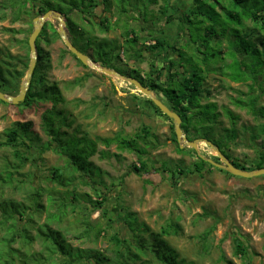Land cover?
Segmentation results:
<instances>
[{
    "label": "trees",
    "instance_id": "1",
    "mask_svg": "<svg viewBox=\"0 0 264 264\" xmlns=\"http://www.w3.org/2000/svg\"><path fill=\"white\" fill-rule=\"evenodd\" d=\"M21 1L17 0L21 5L19 14L24 8ZM29 1L24 0L27 4ZM61 1L35 0L33 5L29 6V12L27 10L26 12L37 16L50 9L58 11L65 18L71 42L80 51L89 54L95 62L103 61V65L109 69H115L140 80L159 98L162 95L160 99L181 115L183 119L181 127L190 141L196 138H213L212 141L221 148L222 153L239 168L254 170L263 167L264 105L260 104L259 99L264 96V91L256 92V85L259 82L264 83V0H192L191 4L185 8L181 6L182 3L179 5L173 3L172 0H162L164 3L161 4L158 15L150 8V4L158 0H139L136 6L132 0L129 2L131 6L122 5V2L126 0H119L115 3L111 0H102L104 12L111 13L114 7L117 8L115 14L118 15L115 22L123 29L120 37L124 38L123 42L126 46L125 52L122 53L124 58L119 54L116 56L119 67L107 61L109 55L106 51L103 50L101 54L93 52L92 44L95 40L104 44L115 42V46L116 43L117 45L122 43L119 37L114 38L108 35L111 30H116L112 15H105L98 24L92 18L101 2L99 0ZM142 3L143 6L140 5ZM135 13H139L144 22H147V16H149L150 20L165 23L170 28L156 27L158 32H150L142 36L141 31L145 29H142L140 22L137 25L138 20ZM133 22L137 28H134ZM31 27L33 28V25ZM170 29L173 31L171 32ZM98 31L106 34L102 35ZM136 31H138L137 34ZM29 38L30 36L22 40L28 50L26 68L30 64L31 57ZM60 38L58 29L47 20L36 40L38 62L34 69L30 89L26 98L18 104V106L31 107L38 101L51 103V106L43 112L42 121L43 130L48 138L44 139L39 132L33 129L31 120H16L7 127L3 133L4 140L0 144L11 148L13 160L12 163L8 162L7 170L0 172V186L2 181L7 184V187L22 189L23 184L16 181L19 166L27 164L31 159L36 161L38 158L42 161L43 153L49 149L64 155L67 163L52 168V175L49 177L54 187L50 189V187L34 185L31 188L28 194L29 204L12 196L0 199V231L3 230L4 233L0 240L7 241L11 245L18 241V238L22 241L24 238V242L30 244L34 236L29 233V228L35 227L48 249L47 255L42 254L38 258L43 259L44 262L57 260L61 256L56 264H144L150 261L146 259L149 257L158 264H198L193 260L183 258L179 249L168 239L169 236L180 234L182 226L179 223L168 222L161 230L156 231L140 221L133 222L131 218L132 224L129 216L135 217L136 213L127 211L123 220L129 226L132 236L119 235L115 228L116 221L111 217L107 207L110 202L107 194L93 185L101 184L105 189L108 188L102 178L104 170L91 158L96 154L104 159L110 155L120 156L118 152L110 150L116 144L117 150H129L136 155L139 164L132 166L128 171L131 173L143 175L151 169L158 172L166 170L173 172L177 178L183 173L201 172L208 165L233 174L215 167L197 152H193L197 157V161L193 163L194 168L186 167L183 162L172 170L168 162H163L160 167L155 163L152 165L147 155L152 145L156 148L160 146L158 134L148 125H142L134 137L124 135L122 130H117L112 136L98 135L95 138L78 127H75L72 133L62 130L63 124L71 126L74 120L69 121L66 112L63 109H57L60 103H66V99L58 83L48 78L47 71L51 67V60L48 51L41 45L43 41L51 43ZM148 40H155V42L145 44ZM140 41L143 42L139 43ZM81 46L89 48V53L84 52ZM66 51L77 58L80 64L86 66L67 47ZM171 52H176L177 57L171 58ZM6 53L0 47V90L15 95L20 92L21 80L25 72L20 71L18 64L14 63L17 57ZM211 59L216 60L217 65L211 64ZM146 60L152 65H155L156 61H161L162 65H159L155 74L148 73L147 76H143L140 70L130 65L131 63H143ZM224 63L226 67L240 72V78L235 79L231 77L232 74L226 77V73L222 72ZM249 70L252 72L246 76ZM211 74L220 76L223 82H241L248 86L247 91H240V95L233 98V103L260 119L258 125L248 129L251 130L252 139L255 141L261 139L263 146L257 152L258 157L251 163H243L229 153L231 143L239 137V131L235 126L238 117L229 107L223 106L221 110L217 102L210 100L212 92L209 78ZM75 80L80 82L78 78ZM133 97L139 99L137 95ZM139 97L160 115H166L146 95ZM215 111L217 112L216 122L212 125L207 126L208 123L205 124L203 119L197 118L206 117L205 115L209 112L215 113ZM223 113L231 119L229 126L221 124ZM173 124V122L170 123L172 140L178 142ZM201 131L210 132L212 137L206 133L201 134ZM75 135L82 139L86 138V140L80 141L72 150L73 147L70 146L69 140ZM100 144H104L108 149H100ZM179 149L186 151L180 144ZM31 154H36L37 158L35 156L30 158ZM212 159L220 161L218 156ZM145 181L149 182L148 179ZM83 185L92 186L93 194L88 191L80 192V186ZM46 195L48 202H44ZM97 210H100L101 218L107 222L111 221L109 228L113 229L112 234L107 232L109 246L103 250L96 247L80 248L77 246L79 247L77 248L67 237L69 234L67 225L58 228L53 225V223L61 225L70 219L69 216L80 214L79 223H86L93 227L95 224L91 223L90 217ZM42 213H46V219L42 222L37 220L38 224L35 215ZM98 224L97 234L99 235L107 227H104L102 222ZM213 229L203 232L204 236L207 237ZM91 230L85 229L84 231L89 235ZM233 242L236 257L245 258L249 255V248L240 237L233 236ZM4 254L5 252L0 253V264H16V259L12 257V254V261H5ZM21 263H25V260L21 259Z\"/></svg>",
    "mask_w": 264,
    "mask_h": 264
},
{
    "label": "rangeland",
    "instance_id": "2",
    "mask_svg": "<svg viewBox=\"0 0 264 264\" xmlns=\"http://www.w3.org/2000/svg\"><path fill=\"white\" fill-rule=\"evenodd\" d=\"M34 1L30 0L27 4L22 0L21 4L24 8L23 12L19 14L21 5L17 0H0V47L4 53L8 52L17 57L14 63L18 64L20 71L24 70L25 76L28 69L26 68L28 50L22 40L28 38L34 29L32 18L35 15L27 13L29 6L33 5ZM117 1L119 2V0L112 2ZM130 1L126 0L122 2V5L131 6ZM132 1L135 6L139 4V0ZM184 1L189 4L192 2V0H181L175 3L180 5ZM163 3L162 0H159L156 4H151L150 8L158 15L159 7ZM140 5L143 6V3ZM115 13H117V8H114L112 17L117 16ZM58 14L60 13L58 12ZM135 16L138 20L136 21L137 25L139 22L145 27L150 25L147 27L148 29L151 28V23H155V20H150L149 16H147V22L142 20L139 13H135ZM61 17L63 16L61 15ZM49 21L57 29L59 28V20L53 18ZM137 25L134 24V28H137ZM164 26L165 23L162 27ZM121 30H117L116 34L112 31L109 35H119ZM137 33L138 31H136ZM144 35H146L145 32L142 33V36ZM62 40L60 38L51 43L41 42L43 48L48 51L51 60V67L47 71L48 78L52 82L58 83L62 89V95L66 99V103H60L57 109H63L69 121L74 120L71 122V126L63 124L62 130L72 133L75 127H78L88 134L99 133L109 136H112L117 130H122L124 135L134 137L142 125H148L158 134L160 146L156 148L155 145H152L150 153L147 155V158L151 159L152 165L155 163L160 167L163 162H168L172 170L183 162L186 167L194 168L193 163L197 161V157L193 152L197 150L191 146L183 147L186 151L179 149V144L183 141L172 140L170 123L173 120H170L166 115H160L150 105L147 106L143 102L144 99L139 97L144 94L128 80L108 75L92 64L86 66L80 64L77 58L66 51ZM125 46L124 42L118 43V45L116 43L115 46V42L104 44L99 40L93 41L92 44L93 52L101 54L103 50L106 51L109 55L107 61L115 66L119 65L116 57L118 54L124 58L122 53L125 52ZM81 49L89 53V48L81 46ZM9 60L12 61V59ZM159 63L161 64V61H156V64L152 65L146 60L137 65L140 67L139 70H142L141 74L147 76L150 73L148 70L153 66L156 67ZM210 63L217 65L214 59H211ZM157 69L159 66L154 69L152 74H155ZM222 72L226 73V77L232 74L231 77L235 79L240 78L241 75L240 72L226 67L225 63ZM250 72L252 70L247 71L246 76ZM25 76L22 78L21 84ZM76 78L80 79V82H76ZM220 78L218 75H210L212 94L209 98L217 102L221 110L223 106L229 107L238 117L235 126L239 131V137L231 143L229 153L233 158H237L243 163H251L258 157L257 152L263 146L261 139L257 141L252 139L251 130L248 129L258 125L260 119L250 111L233 103V98L239 96L240 91H247L248 86L241 82H223ZM261 91H264V83L259 82L256 85V92ZM135 95L139 99H134ZM161 96L160 98H162ZM259 102L264 105V96L259 99ZM50 106V102L43 101H38L31 107H25L0 100V142L4 140V130L16 120H31L33 129L39 132L44 139H47L48 135L43 130L42 121L43 112ZM216 114V111L215 113L209 112L205 115L206 117L197 118L203 119V122L208 123V126L216 122ZM220 121L223 126L231 124L230 117L224 113ZM205 133L201 131V134ZM206 134L212 137L210 132ZM77 137L76 135L72 136V139L69 140L70 146L73 147L72 150L80 141L86 140V138L84 140L79 137L78 140ZM212 139L209 140L212 141ZM111 151L118 152L120 156L110 155L105 160L98 154L93 157V160L104 170L102 178L108 188L105 189L101 184L93 185L107 194L110 200L107 207L111 217L116 221L115 228L119 235L132 236L129 226L123 220L126 212L130 211L136 213L135 217L129 216L132 224L135 221H140L156 231L161 230L168 222L179 223L182 226L180 234L169 236L168 239L179 249L186 260H193L198 264H264V175L244 178L208 165L201 172L183 173L177 178L171 171L158 172L154 169L139 175L135 172H128L134 164H139L134 153L129 150H117L116 145L111 148ZM75 152L77 151L75 150ZM197 152L205 157L217 156V153L206 142L199 143ZM34 156L37 158L36 154H31L30 158ZM12 158L11 148L0 144V172L8 169V162L12 163ZM42 158V161L38 158L36 161L31 159L27 164L19 166L16 181L23 184L22 189L7 187V184L1 181L0 199L12 196L29 204L28 194L34 185L50 187V189L54 187L49 177L52 175V168L67 163V160L64 155L51 149L44 152ZM262 166L264 167V163ZM145 179H148L149 182H146ZM80 190V192L88 191L92 194L94 192L92 186L88 185L80 186ZM44 202H48L47 195L44 197ZM35 218L36 223H38L37 220L42 222L46 219V213L36 214ZM69 218L61 225L57 223H53V225L56 228L67 225L69 233L67 237L75 247H96L103 250L109 246L107 232L112 234L113 229L109 228L111 221L107 222L101 218L100 210L91 214V223L95 224L93 227L86 223H79L80 214H73ZM99 222H102L107 228L98 235ZM212 228H214L213 231L207 237L204 236L203 232ZM85 229H93V231L91 230V233L87 235ZM29 233L34 236V240L30 244H26L24 238L23 241L18 238V241L11 245L7 241L0 240V253L5 252L4 260L12 261L13 257L16 259V264H56L61 256L57 260L45 261L46 263L43 259H38L42 254L47 255L48 249L35 227L29 228ZM3 234V230H1L0 238ZM235 235L240 237L249 248L250 253L245 258L236 257L234 254L233 236ZM21 259H24L25 263H21ZM146 259L150 261L144 264H158L149 257Z\"/></svg>",
    "mask_w": 264,
    "mask_h": 264
},
{
    "label": "water",
    "instance_id": "3",
    "mask_svg": "<svg viewBox=\"0 0 264 264\" xmlns=\"http://www.w3.org/2000/svg\"><path fill=\"white\" fill-rule=\"evenodd\" d=\"M54 15L56 16L59 21H60V26L58 28L60 37L63 39L62 41L64 42L65 46L72 52L74 53L80 61L85 64V65H90L92 64L94 67H97L103 72H106L108 75H114L120 78H123L125 80H128L133 86H135L139 91H141L144 95H146L147 98L151 99L158 107L159 109L166 114L169 118L173 120V125L175 132L177 134V141L182 142L180 143L181 147H187L191 146L192 148L198 150L199 149V143L200 142H206L208 145L212 147L214 152L217 153V156L219 157L220 161H216L212 159V157H203L205 160L209 161L212 163V165L225 169L232 174L238 175L239 177H244V178H252L255 176H260L264 175V167L254 169V170H243L236 166L227 156H225L219 146L214 144L211 140L208 138H196L193 141H190L186 135V133L183 131L181 124L183 122V119L181 115L169 108L157 95L156 93L148 86L144 85L140 80L133 78V76H129L123 73L118 72L117 70L114 69H109L107 66L103 65V61L95 62L94 59L86 54L80 51L78 47H76L72 42L69 37V33L66 28V21L63 17H61L60 14H58L57 11L54 9H50L47 12L43 13L42 15L35 16L33 18V24H34V30L32 31L30 38L28 39V44L31 50V57H30V64L27 69V73L25 76V79L23 80L21 87H20V92L15 95H10L5 93L4 91L0 90V100L4 102H10L12 104H19L21 101H23L26 98V94L28 93L30 89V85L32 82V77L34 73V69L37 66L38 62V54H37V48H36V40L38 36L40 35L42 31V27L44 23L47 20L51 19V16Z\"/></svg>",
    "mask_w": 264,
    "mask_h": 264
},
{
    "label": "crops",
    "instance_id": "4",
    "mask_svg": "<svg viewBox=\"0 0 264 264\" xmlns=\"http://www.w3.org/2000/svg\"><path fill=\"white\" fill-rule=\"evenodd\" d=\"M100 2L102 1V0H99ZM111 1H113V0H111ZM159 1V0H158ZM180 2L181 0H172V2L173 3H175V2ZM157 3V2H156ZM156 3H152V4H156ZM176 4V3H175ZM183 5V7L185 8V7H187L188 5H189V3L187 2V1H184L183 3H182ZM151 5V4H150ZM103 3L101 2V4H100V6L95 10V13L92 15V18L96 21V23L98 24L100 21H101V19L105 16V15H108V16H111L112 15V13L114 14V8H113V11H111V13H109L108 11H106V12H104V10H103ZM160 8V7H159ZM152 9V8H151ZM116 15V14H115ZM118 15V14H117ZM114 18V20H113V22H114V26L116 27V30L114 31V30H111L109 33H108V35L112 32V31H114L115 32V34H116V32H117V30H121L122 28L121 27H119V25H118V23L116 24V22H115V18L116 17H113ZM148 21V20H147ZM160 23H161V26H160ZM163 26V23L162 22H153V23H151V28L150 29H148L147 27H150V25L149 26H147V27H145V26H141L142 27V29H145V31H143V32H145L146 33V35L148 34V33H150V32H158L157 31V29H156V27H162ZM114 27V28H115ZM164 27H166V28H170V27H168V26H166V24H165V26ZM176 27V26H175ZM163 28V27H162ZM171 30V32L173 31V29H170ZM174 30H175V28H174ZM142 31H141V33H143ZM98 33H100L99 31H98ZM121 33H122V30L120 31V33H119V35H110L111 37H119V39L121 40V42H123L124 41V38H121L120 36H121ZM100 34H102V35H105L106 33H100ZM174 34H175V32H174ZM146 35H144V36H146ZM143 41H140L139 43H142ZM153 42H155V40H148V41H146L145 42V44H149V43H153ZM170 57L171 58H176L177 57V54H176V52H171L170 53ZM131 65V67H133V68H137L138 70L140 69V67L137 65V64H134V63H131L130 64ZM159 65H160V63H159ZM159 65H157L156 67H158ZM139 67V68H138ZM156 67L155 66H153V68L151 67L149 70H148V72H150V73H152L153 71H154V69H156ZM115 70V69H114ZM140 72H142V70H140ZM157 95V94H156ZM90 136H92L93 138H95L96 136H98V135H101V136H109V135H105V134H89ZM114 145H116V144H114ZM113 145V146H114ZM112 146V147H113ZM116 147H117V145H116ZM99 148L100 149H102V148H105V149H108V148H106V146L104 145V144H100L99 145ZM183 148V147H182ZM111 150V149H110ZM198 151V150H197ZM196 151V152H197ZM197 154H199L200 156H202V154H200L199 152H197ZM97 155V154H96ZM95 156V155H94ZM93 156V157H94ZM98 156H99V154H98ZM93 157L91 158L92 160H93ZM100 157V156H99ZM100 158H102V157H100ZM102 159H104V158H102ZM105 160V159H104ZM94 161V160H93Z\"/></svg>",
    "mask_w": 264,
    "mask_h": 264
},
{
    "label": "bare ground",
    "instance_id": "5",
    "mask_svg": "<svg viewBox=\"0 0 264 264\" xmlns=\"http://www.w3.org/2000/svg\"><path fill=\"white\" fill-rule=\"evenodd\" d=\"M56 16H57V15H56ZM56 16L52 15V16H51V19H53V18H54V19H57V20H59V19H58Z\"/></svg>",
    "mask_w": 264,
    "mask_h": 264
}]
</instances>
